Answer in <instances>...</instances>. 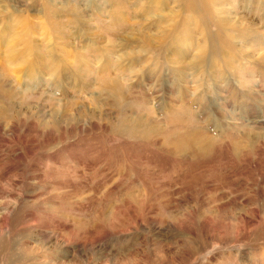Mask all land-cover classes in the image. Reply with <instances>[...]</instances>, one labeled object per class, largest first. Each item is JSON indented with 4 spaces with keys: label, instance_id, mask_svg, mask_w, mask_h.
Listing matches in <instances>:
<instances>
[{
    "label": "rangeland",
    "instance_id": "rangeland-1",
    "mask_svg": "<svg viewBox=\"0 0 264 264\" xmlns=\"http://www.w3.org/2000/svg\"><path fill=\"white\" fill-rule=\"evenodd\" d=\"M185 1L0 0V264H264V0Z\"/></svg>",
    "mask_w": 264,
    "mask_h": 264
},
{
    "label": "bare ground",
    "instance_id": "bare-ground-1",
    "mask_svg": "<svg viewBox=\"0 0 264 264\" xmlns=\"http://www.w3.org/2000/svg\"><path fill=\"white\" fill-rule=\"evenodd\" d=\"M48 1V0H47ZM198 1H202V2H205V3H207V2H211V3H215V1L214 0H186L185 2H183V10L186 12V13H193L190 17H192V18H190V17H188L187 19H184V20H182L180 23H178V25L180 26L181 24H183V29L182 30H180V31H176V32H178L177 33V35H173L175 38H179L180 36L181 37H184V36H186V35H189L190 33H193V34H195L194 33V31L190 28V26H192V24H195V25H198L196 22H193L192 20H197V21H199V23H200V26L199 27H195V28H197V29H201L200 30V35L204 38V39H206L207 40V42H204V43H196L195 45L200 49V50H198V52H200L201 51V56H200V59H201V61H203V63H205V61H206V58L208 57V55H209V59L210 60H208V63H210V61H211V56H213V60H212V62L210 63V68H212V70H214V67L216 66V64H217V58L215 57L216 55H220V56H223L222 54H221V50H223V49H225V48H228V49H231V45L229 46V41L228 40H226V39H219L218 41V44L217 45H212V46H210V45H208V35H209V31H208V28H210L211 27V25L212 24H214V25H218V24H220L219 26H221L222 28L224 27V28H226L224 25H228V26H232L231 25V22L230 21H228L227 19H224V18H220L219 20H217V19H215V22L214 21H212V22H210V23H208V22H206L205 20H206V18H205V16L203 15V16H200V14L198 13V12H194L192 9H193V6H195V5H198L199 3H198ZM49 3V2H48ZM48 3L46 4V7H47V9H48V11L49 10H51L50 9V6H48ZM150 6V5H149ZM44 9H46V8H44ZM205 13H212L213 12V10H203ZM119 12V11H118ZM113 13V12H112ZM116 14H117V12H116ZM115 14V12H114V15H116ZM118 15V14H117ZM116 15V16H117ZM10 16V15H9ZM115 16V17H116ZM11 17V16H10ZM27 18H29V17H27ZM51 19V18H50ZM113 19V18H112ZM28 20V19H27ZM49 20V19H48ZM23 21V20H22ZM26 21V20H25ZM116 21V20H115ZM179 21V20H178ZM19 22V21H18ZM21 22V21H20ZM29 22V21H28ZM27 22V23H28ZM48 22V21H47ZM114 22V21H113ZM119 22V21H118ZM23 23V22H22ZM124 23V22H123ZM42 25L44 24L45 26H47V24H45V22H43V23H41ZM209 24V25H208ZM222 24H224V25H222ZM20 25H22V24H20ZM51 26H52V28L51 29H53L54 30V28L56 27H58V25L56 24V23H52L51 24ZM182 26V25H181ZM181 26H180V28H181ZM176 27H178V26H176ZM231 28H233V27H231ZM218 29V27L216 28V30ZM107 30L108 31H110L111 29H108L107 28ZM120 30V29H119ZM178 30V29H177ZM3 34H6V31H4V33ZM28 33H27V31H24L23 33H17V34H8V35H4L5 37H3V39L4 38H6V39H8V41H9V43L10 42H12L13 43V41H14V39H17V43L15 42L11 47H9V49L8 50H11L12 48H13V51L11 52V53H13V54H16V58L18 59V63H24L25 62V60L26 59H24V58H26V56L27 55H29L30 53H33V51L31 50L32 49V47H29V45L27 44V39H29V35H27ZM11 36H13V37H11ZM49 37V36H48ZM2 37H0V40H2L1 39ZM216 38V37H215ZM35 40V39H34ZM15 45H16V47H17V49H15ZM21 45H23L21 48H22V51H21V48H19V46H21ZM182 45H184V44H182ZM98 46V45H97ZM195 46V47H196ZM171 47V46H170ZM66 50V49H65ZM111 50V49H110ZM226 51V50H225ZM174 52V51H173ZM209 53V54H208ZM164 54V53H163ZM211 55V56H210ZM40 56V55H39ZM24 57V58H23ZM51 57V56H50ZM74 57V56H73ZM228 57H229V55H228ZM41 58V57H40ZM43 59V58H42ZM196 59V58H195ZM198 59V58H197ZM199 60V59H198ZM195 61V60H194ZM227 61H228V64H229V62H230V60L229 59H227ZM27 62V61H26ZM40 63V62H42V61H39L38 59L36 60H33L32 62H27V66H28V69H33V68H35V64H37V63ZM55 64H57L58 65V61L56 60V59H54V57H51V62L47 65V66H42L41 64H38V66H36V67H39V68H42V69H47V70H52L54 67H56L57 65H55ZM196 63L194 62V66L196 67V65H195ZM201 64V63H200ZM217 67V66H216ZM47 72H49V71H47ZM52 72V71H51ZM107 78H109V77H107ZM103 79V78H102ZM105 81V80H104ZM115 85V84H114ZM11 92V91H10ZM9 97V96H8ZM7 97V98H8Z\"/></svg>",
    "mask_w": 264,
    "mask_h": 264
}]
</instances>
